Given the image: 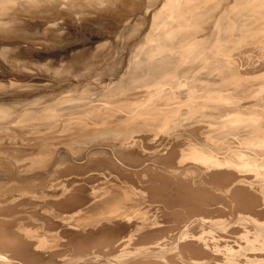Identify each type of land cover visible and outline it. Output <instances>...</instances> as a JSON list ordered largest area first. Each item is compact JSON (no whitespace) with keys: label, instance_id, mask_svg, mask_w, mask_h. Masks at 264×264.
<instances>
[{"label":"bare ground","instance_id":"obj_1","mask_svg":"<svg viewBox=\"0 0 264 264\" xmlns=\"http://www.w3.org/2000/svg\"><path fill=\"white\" fill-rule=\"evenodd\" d=\"M75 1L80 2L79 0ZM87 1L85 5H87ZM96 1L93 2L100 3V1ZM101 1L106 2L105 0ZM117 1L115 0L116 3H114L115 10L119 6L116 4L123 5V2L125 4L127 0H123V2L119 0L120 3ZM159 1L165 2L164 6L162 4L159 6L158 1L154 0L153 2L159 6L157 11L154 9L155 3L151 2L150 4H153L151 8L154 9L153 14L148 12L150 9L148 7L144 12L149 17V21V13L152 16L149 28L146 26L148 28L145 30V32L147 31L146 35L143 33L144 31L142 32V27L141 30L139 29L143 33L142 41H144L142 43L141 40L139 41L141 45L136 42L134 46H138L134 49L129 46L130 50L133 49L132 53H129L131 54L130 63L125 59L126 56L124 58L127 65L129 63V66L132 67H142L149 72L151 78L147 77L144 80L145 86L141 84V88L121 94L118 96L120 99L115 102H109V99L103 98L102 94L106 93L104 91L109 85L112 87L111 84L115 78L121 77L124 73L125 70L121 72L122 66L120 65L121 71L117 69L119 72H116L114 69L117 75L113 76V72V75L107 76L108 78L103 77L102 83L92 87L90 95L86 98L82 92H77L78 90L73 91V94L71 91H67L64 92V95L63 92L60 94L63 97L59 95L60 100L48 98L40 104L33 103L30 106L27 103L26 106L29 107L24 108L26 99L18 96L22 101L24 99L23 103L25 104L22 105L21 100L20 103L15 104L14 100L10 101L9 94L7 98L10 102H13L15 106H23L14 109V107L11 108L13 105L10 104L12 103L5 101L7 92L5 93L6 99L0 97V102H2L0 104V264H264V177L261 176V170L264 171V65H261L259 60L253 61L255 63L258 61L260 64L258 66L256 63L257 68L254 67L256 64L251 65V60H254L251 59L253 56L251 54V57L248 55L250 58L247 60L251 59L249 65L255 69H247L244 66L245 69L242 70L235 58L237 56H234L233 53L217 55L214 64L211 63L213 60L209 58V54H204L202 61L199 62L197 56H192L194 49L191 47L193 43H199L203 48H208L223 39L228 43H237V48L244 44L245 47L250 44L252 47L253 44L256 47L257 44L259 50L254 48V51H264V0ZM107 2L109 1L107 0ZM129 2L131 3V0ZM66 3V0H0V31L13 34V31L20 27L18 25L20 22L22 24L28 21L32 22L35 15L39 17L37 14L40 13L39 9L50 4H63L66 6L60 7L65 9L69 7ZM137 3H135L136 6H138ZM148 3L146 6L150 5ZM111 4L113 5V2ZM127 4H125L126 7H128ZM135 4L134 6L133 3L132 6L130 5L134 10ZM83 5L79 7L81 8ZM112 5L107 8L111 10ZM122 5L121 9L124 6ZM142 5L145 4H141V7H145ZM84 6L81 9L87 8ZM102 6L104 7V4ZM130 6L128 10H131ZM79 7H76L75 10ZM126 7L124 8L126 9ZM92 8L89 7L91 10ZM59 9L62 11V8ZM121 9L119 11L124 14ZM110 10L108 9V11ZM128 10L126 9L125 12ZM108 11L105 10L106 13ZM86 12L90 14L89 10ZM102 12H98V15L100 13L102 15ZM54 13L56 14V12ZM59 13L57 14L60 15L64 12ZM65 13L69 14V12ZM88 13L85 14L88 16ZM93 13L91 12L94 18ZM113 13L109 12L111 15ZM144 13L142 14L144 15ZM76 14L75 19L78 16L79 19L80 17L83 19V16ZM50 15L54 14L50 13ZM46 16L49 17L47 14ZM65 16L62 15V17ZM68 17L70 16L68 15ZM119 17L118 24L121 19L123 21V18ZM62 19L64 20V18ZM62 19L58 21L61 22ZM69 19L68 21H72V18ZM127 19L124 21L127 22ZM102 21H104V17ZM113 21L115 20L113 19ZM74 22L73 19L72 23ZM93 22L97 21L93 20ZM106 22L108 21L105 20ZM56 23L54 22V24ZM28 24L30 23L28 22ZM54 24L52 22L53 28H57L58 26L54 27ZM65 25L67 26V23ZM115 25L117 26V24ZM47 26L45 25L46 30H48ZM143 26L145 27V25ZM40 29L42 27H39L38 31ZM66 29L65 31H67ZM36 30L35 32H38ZM60 30L63 34V30L61 28ZM17 32L20 33L19 29ZM22 32L21 34H23ZM31 32L27 33V36ZM40 32L44 34L40 35L41 38L45 39L48 32L45 31L46 34L44 30ZM16 34L14 35L16 36ZM56 34L59 32L54 33L53 38ZM139 34L141 35V33ZM139 34L135 33L134 37ZM140 35L136 37L140 38ZM51 36L49 35L50 38ZM60 36H58L59 39ZM16 37L18 38V36ZM56 37L54 39L58 40ZM106 39L109 42V38ZM6 42L9 43V41ZM98 42L96 43L98 44ZM101 44L99 42L101 49H103V45L106 47V44ZM129 45L132 46V43ZM0 46L5 48L1 44ZM248 46L245 48L247 50L243 47L244 51H248ZM8 47L9 45L6 48L8 49ZM83 47L79 49H84L86 46ZM95 47L92 48L95 50ZM11 48L13 47L10 46ZM111 48H114V45ZM125 48L128 49V47ZM85 49L84 51H86ZM115 49H117L116 46ZM94 50L82 55L85 57H80L78 62L74 59L75 63H78L75 65L77 69H81V71H77L79 74L74 77L82 76L83 79L86 72L88 73L93 67L91 73L97 64L99 68L100 64L105 65L108 61L106 66H101V71L109 64L113 66V62L117 61L115 56L117 50L113 51L115 58L109 55L111 57V59L108 58L109 60L116 59L113 62L107 59L108 55L104 56L105 59L102 61L103 56L100 54L103 52L106 54L108 48L107 51L105 50L106 52L104 49L102 52L99 51L101 53H97L98 51L95 53ZM258 51L257 53H259ZM13 52L15 50H12L10 55ZM73 52L75 54V51ZM255 52L254 55H257ZM16 53L18 55V51ZM119 53L121 52L119 51ZM152 53L155 54L152 55ZM262 53L260 52V56H257L261 57V62H264ZM3 54L5 58L8 55L7 53ZM241 56L243 55H240L239 58H242ZM2 57L1 59H3ZM15 57L16 55L13 58L15 59ZM120 57L118 59L123 61ZM10 58L11 56L7 59ZM66 58H68L69 63L67 62V64L70 66V58L68 56ZM60 59L58 58L59 61ZM242 60L240 59V61ZM14 61L12 60V63ZM59 61L60 66H65L66 61L63 64L62 59V62ZM121 61L119 63L122 64ZM9 62L11 63V61ZM90 62L97 64L89 68V71L82 70V68L88 69L85 66ZM13 64L18 68L19 62ZM243 65H246V62ZM225 66L233 67L234 70H227ZM250 66L247 67L250 68ZM21 67L18 68L20 72L24 70L23 67L21 70ZM212 67H216V70L212 71ZM12 69L11 72L18 70L14 68L15 70L12 71ZM71 69L75 72L76 68ZM218 69L221 73L217 71ZM168 71L178 74V79L184 81L185 85L177 84L175 88L174 85L164 86L166 82L162 83L164 79L161 73ZM81 72L85 74L83 75ZM70 76L72 75L70 74ZM199 77L204 80L205 86L202 89L193 87ZM14 79L13 81L16 82L17 80ZM218 79L228 80L231 86L222 85L224 82L221 84L220 80L217 82ZM3 80L5 79L2 78L4 83ZM72 80L74 81V79ZM78 80L77 82H79ZM15 82L11 84H16ZM58 82L59 80L54 82V85H58L62 81ZM80 82H82L81 79ZM231 82H234L235 85ZM136 83H140V81ZM161 83V93L155 92ZM14 84L13 87H15ZM23 84H21L22 87L20 85V88L25 90ZM39 84L42 85L43 82ZM3 85H0L2 86L1 90H5ZM24 85H27L26 90L28 91L32 89L28 87L29 85L34 88V84L31 83ZM187 85H191V87L187 88ZM105 86L108 87L104 88ZM10 90L12 92V89ZM14 90H17L16 87ZM69 92L71 95H67ZM15 96L17 95L13 97ZM182 103H191L196 108L202 106L207 113L211 112L212 114L209 118H192L186 122L188 125L180 130L167 128L160 131L159 128L169 123L167 119L173 114L171 109L177 108ZM60 109L64 110L61 115L58 113ZM51 121L56 122L51 125ZM37 122L49 124L36 128ZM101 140L103 141L101 142ZM136 159H143V161L150 159L151 162L148 160L150 164L146 162L142 165L143 163L138 161L137 165L140 163L143 167L140 168L139 165L140 169L137 170V167L134 168L137 162H133ZM130 161L135 164L132 166L134 169L129 168L131 166H126L128 163L131 164ZM69 166L78 167L80 170L74 171L75 169L72 170ZM67 167L69 168L67 169ZM70 169L74 171L72 173H77V176H71L74 175L72 173L69 174L70 176H66L70 173ZM252 169L259 171L257 173L256 170L255 173ZM42 170L59 171L65 175V178L50 188L47 177L42 176L40 180L38 179V173ZM90 170H101L100 172L106 177L99 176L102 178L99 181L94 176L99 175L100 172L89 174ZM85 172L88 173L87 176H83L82 173L85 175ZM78 173L82 175L78 176ZM135 177L138 179L136 184L133 182ZM94 179L98 181L95 183ZM39 199L46 200L47 203L43 202L42 207L44 204L47 207L40 218L37 219L39 217L37 216L33 218L37 221L32 222L33 219L26 218L29 214L23 213L26 212L24 206L19 208V205L26 203L32 208L31 205L38 204ZM154 200L159 202L158 205L157 202L153 205ZM148 201H153L152 206L151 202L147 203ZM230 202L236 203L238 206L239 212L237 207H234L238 212L234 216L227 215V210L228 212L230 210L228 208H231ZM223 204H228L229 207L227 208V205L224 207ZM38 206L36 205L35 208ZM154 206L158 211L150 212ZM32 209L35 211L34 208ZM201 210L208 211L202 212ZM215 210H218L217 214L212 213ZM236 210L233 212L236 213ZM34 211H32V215L35 213ZM231 213L229 214L231 215ZM31 214L28 217L31 218ZM154 214V217L151 216ZM19 215L21 217L27 215L25 218L28 220H22ZM161 219L170 220L173 224L168 221L169 224L160 223ZM37 223L55 235L54 242H47L44 237L34 235L31 229ZM131 243L132 246L129 245ZM65 245L71 246L72 251L69 252L68 249L69 253H66L68 247L65 248ZM106 246L108 250L105 248ZM103 248L107 250L104 255L110 253L109 256L107 255L108 257L102 256L103 253H100L102 250L104 251Z\"/></svg>","mask_w":264,"mask_h":264},{"label":"rangeland","instance_id":"obj_2","mask_svg":"<svg viewBox=\"0 0 264 264\" xmlns=\"http://www.w3.org/2000/svg\"><path fill=\"white\" fill-rule=\"evenodd\" d=\"M69 1H71V0H66V4H67V6H69V7H66L65 9L63 8V7H60V6H66V5H61V4H50V5H47V7H44V8H41L42 10L44 9V11H42L41 9H39L40 10V13H37V14H39V17H38V15L36 16H34V18L31 20L32 22H30V21H28L30 24H28V22H24L23 24H22V22H20L18 25H20V27H17L18 29H19V34H18V29L17 30H14L13 31V34H12V32H5L6 33V35H5V33L4 32H2V31H0L1 33H0V36H1V40H0V44L1 45H3L2 47H5V48H1V46H0V48H1V50L2 49H4L3 50V53H7L8 55V57L6 56V58H5V56H3L4 54L3 53H1L2 51L0 50V55H2L1 57L3 58V59H1V57H0V63L2 64H0V72H4V73H6L8 76H5L6 74H4V73H1L0 74V81H1V84L0 85H3V89H5V90H1V88H2V86H0V94H2V95H0V97H2V98H5V93H6V98L7 97H9V94H10V101H13L15 104L17 103L18 104V102L20 103L21 101H22V99L21 98H24V99H26L27 101L25 102V103H23L24 102V99H23V101H22V105L23 104H25V105H23V106H25L24 108H26V107H29V106H26L27 105V103L31 106V105H33V103L35 104H40L41 102H43V101H45L46 99H53V100H60L61 99V97H63V95L67 92V91H71V94H73L72 92L74 91L75 92V90L77 91V92H82V94H84L85 95V98L88 96V95H90V92H91V90L93 89L92 87H94V86H98L99 85V83H102L101 81H102V79H103V77H107L108 75H111L113 72V76H115V75H117V73L116 72H119V70H120V65L122 66V68H121V72H123V70H125L124 71V73L122 74V76L121 77H116L115 78V80L113 81V83L111 84L112 85V87H110V85H109V87L108 86H105L104 88H107L104 92H106L105 94H102L103 95V98H106V99H109V102H115L116 100H118V99H120L118 96H120L121 94H123V93H127V92H129V91H131V90H137V89H139V88H141V84H143V86H145V82H144V80L148 77V78H151L149 75V72L148 71H146V70H144V68H142V67H140V68H137V67H132V66H129V63H130V58H131V54H129L130 52L132 53V51L131 50H133L134 49V47H136V46H138V45H141V43L144 41H142V38H143V33L145 34L146 32H145V30H148V28H149V24H150V21H151V19H152V16L150 15V13H149V16H150V21H149V17L146 15V13H144V12H146L147 11V7H148V12H151V14H153V11H154V9H156L155 11H157V7H159L160 6V4H162V6H164V4H165V2L163 3L162 1H159V0H157L158 2V4H159V6H158V4L156 3V2H153L154 0H148V1H146V0H139V2H138V0H131V3L129 4L128 3V1H130V0H127L126 2L128 3H126L125 2V4H127L128 5V7H126V5L124 4V2H123V0H120L121 2H123V5L120 3V1L118 0L117 1V3H120V4H116L118 7H120V8H118L117 6V9L115 10V4L114 3H116L115 2V0L114 1H112L113 2V5L111 4L112 2L110 1V0H108L109 2H107V0H105L106 2V6H105V3H104V1H101V0H97L96 2H98V1H100V3L99 4H104V7L102 6V4L101 5H99L98 3H94L93 1H95V0H88L87 2V5H85V3H86V0L84 1V0H79L80 2H78L77 3V1H75L76 3H77V6H76V3L74 2V0L72 1V2H69ZM83 1H84V5L82 4L83 3ZM89 1H91V2H89ZM132 1H134V2H132ZM156 1V0H155ZM203 1H206V0H203ZM138 2V3H137ZM149 2V3H148ZM151 2H153V4H154V6H156V7H154V9L153 8H151V7H153V4H150ZM68 3H70V4H68ZM75 3V4H74ZM92 3V4H91ZM108 3H109V5H108ZM132 3H133V6H134V4L135 3H137V5L139 6V9H137L138 8V6H136V4H135V10H134V8L133 7H131L132 6ZM148 3V5L150 4V5H152V6H146V4ZM65 4V3H64ZM79 4H81V5H83L84 6V8L87 6V8H85V9H81V8H83V6L80 8L79 6H81V5H79ZM97 4H98V6H97ZM112 5V7H111V10L114 8V10H110V8H107V7H110L111 5ZM141 4H145V5H142V6H145V7H141ZM55 6V8H54V6ZM74 5V6H73ZM92 5H95V6H92ZM121 5L123 6V8L121 9ZM131 5V6H130ZM59 6V8H62V11L64 12L63 14H60V13H62V11L59 9V8H56V7H58ZM72 6V7H71ZM101 6V7H100ZM129 6H130V9L131 10H128L129 9ZM74 7V8H73ZM76 7H79V8H77V10L79 9H81L82 10V13L83 12H85V13H88V12H86V11H88L89 10V12H90V10L91 9H89V7H94V8H92V10H91V12L94 14V18H93V16H92V14H91V12H90V14H91V17L89 16L90 14L88 13V16L85 14V13H81V10L80 11H77V10H75L76 9ZM100 7V8H99ZM124 7H126V9L128 10V11H126L125 12V8ZM47 8V9H46ZM49 8V9H48ZM51 8H53V9H51ZM68 8H73L72 10L71 9H69L68 10ZM98 8V9H97ZM141 8V9H140ZM144 8V9H143ZM58 10V11H55V10ZM65 11H64V10ZM98 11V12H102V9H104L103 10V14L101 15V13L98 15V12L96 11V10ZM107 9V11H108V9L110 10V11H108V13H106L105 12V10ZM119 9H121V11L123 10V12H124V14L122 13V12H120L119 11ZM136 9H137V12H135L136 11ZM38 10V11H39ZM46 10H48V11H50V12H48V11H46ZM52 10V11H51ZM59 10L61 11L60 13H59ZM68 10V11H67ZM84 10H86V11H84ZM95 10V11H94ZM119 11V12H115V11ZM144 10V11H143ZM146 10V11H145ZM132 11V12H131ZM134 11V12H133ZM142 11V12H141ZM45 13V15H44V13ZM49 14H48V13ZM54 12H56V14L54 13ZM65 12H69V14L68 13H65ZM96 12V13H95ZM109 12L110 13H113L112 15L111 14H109ZM129 12H131V13H129ZM50 13H53L54 15L53 16H51L50 15ZM57 13H59L60 15H58ZM70 13H71V15H73V17H71V15H70ZM76 13H78L79 15H81V16H83V19H86L87 21H83V19H82V17H80V19L82 20H80L79 19V16L76 18L77 19V22H80L81 21V23H78L77 24V22H76V19H75V17L77 16V14ZM117 13H119V14H121V15H117ZM136 15H135V14ZM142 13H144V15H146V16H144ZM42 14V15H41ZM46 14L47 15H49V17H47L46 16ZM65 14H66V16H65ZM72 18V21L70 20L71 18L70 17H68V15ZM105 14V15H104ZM42 17H41V16ZM46 16V17H44V16ZM57 15H58V19H57ZM62 15L63 16H65V17H62ZM85 15V16H84ZM98 15V16H97ZM108 15V16H107ZM127 15H129V16H127ZM56 16V17H55ZM75 16V17H74ZM101 16V18H99ZM110 16V17H109ZM111 16H112V18L115 20V21H113V19L111 18ZM114 16V17H113ZM115 16H116V18H115ZM119 16H121V18H123V21H122V19L119 21V24H118V20L120 19V17ZM126 16V17H125ZM39 19H38V18ZM51 17V18H50ZM55 17V18H54ZM59 17H61V18H59ZM88 19H87V18ZM103 17H104V21H102L103 20ZM107 17V18H106ZM129 17H131L130 19H129ZM144 17H145V20H143L144 19ZM36 18V19H35ZM43 20H42V19ZM45 18L47 19L46 21H45ZM51 20H50V19ZM62 18H64V20L62 19ZM70 18V19H69ZM99 18V19H98ZM110 19V22H109V19ZM129 19L130 21L128 22V19H127V22H125L124 20L125 19ZM147 18V19H146ZM53 19H54V21H53ZM60 19H62L61 20V22L60 21H58V20H60ZM67 19V20H66ZM68 19L70 20V21H68ZM73 19H74V23H72L73 22ZM90 19V20H89ZM92 19V20H91ZM117 19V20H116ZM35 20V21H34ZM43 22H42V21ZM55 20H57V21H55ZM93 20L95 21H97V22H93ZM105 20H107L108 22H106L105 23ZM38 21V22H37ZM41 21V22H40ZM45 21V22H44ZM50 22L51 23V25H52V22H53V24H54V22L56 23V24H54V27H57V28H53V25L51 26V25H49V24H46V23H48V22ZM91 21V22H90ZM98 21H100L99 23H98ZM113 23H112V22ZM104 22V23H103ZM117 22V23H116ZM146 22V23H145ZM26 23H27V25H26ZM33 23V24H32ZM67 23V26H68V29H66L67 28V26L65 25ZM76 23V24H75ZM121 23V24H120ZM125 23V24H124ZM145 23V24H144ZM35 24H36V26L38 25L40 28L42 27V29H40V31H43L44 30V32L46 31V32H48L49 33V35L51 36L52 35V33H53V31H54V29H56L55 31H54V33H58L59 32V34H56L55 36H54V38L56 37L58 40H55L54 38H53V35H54V33H53V35L51 36V38L49 37V35H48V33H47V36L45 37V39L44 38H41V36L40 35H44V34H41V32L40 31H38L39 30V27H36L35 26ZM64 25V27H63V25ZM113 24V25H112ZM115 24H117V26L115 25ZM122 24H124V25H122ZM17 25V26H18ZM32 25V26H31ZM35 27H34V26ZM42 25V26H41ZM45 25L48 27V30H46V27H45ZM55 25H57V26H55ZM60 25H61V27H60ZM111 27H110V26ZM115 25V26H114ZM119 25V26H118ZM143 25H145V27L143 26ZM22 26V27H21ZM24 26V27H23ZM27 26V27H26ZM31 26V27H30ZM53 28H51V27ZM80 26V27H79ZM146 26H148V28H146ZM26 27V28H25ZM29 27V28H28ZM35 28V29H33V28ZM45 27V28H44ZM50 27V28H49ZM115 27V28H114ZM117 27V28H116ZM139 27V28H138ZM143 29H142V28ZM194 27H195V25H194ZM20 28H21V30H20ZM31 28V29H30ZM44 28V29H43ZM60 28L63 30V34L65 35H63L62 33H61V30H60ZM63 28H65L67 31H65V29H63ZM109 28H110V30H109ZM112 28V29H111ZM114 28V29H113ZM142 29V32L140 31L141 29ZM146 28V29H145ZM26 29V30H25ZM27 29H28V31L30 30V32H31V30H34V31H32L33 32V34H32V32H31V36L29 37V36H27V33H30V32H28L27 31ZM37 29V30H36ZM136 29H138L137 31H139L138 33L136 32ZM140 29V30H139ZM24 30V31H23ZM35 30L36 31H38V32H35ZM57 30H59V31H57ZM23 31V32H22ZM50 31V32H49ZM51 31H52V33H51ZM65 31V32H64ZM21 32L25 35H23V34H21ZM35 32V33H34ZM46 32H45V34H46ZM136 34H139V33H141V37L140 38H137V37H139V35H135V37H136V39H134L135 37H134V34L135 33ZM7 33H9L8 35L9 36H7ZM18 35H17V34ZM26 33V34H25ZM43 33V32H42ZM107 33V34H106ZM109 33V34H108ZM5 36H4V35ZM14 34H16V36H18V38L14 35ZM37 34H38V36H37ZM104 34V35H103ZM111 34V35H110ZM13 35V36H12ZM19 35H20V37H19ZM23 35V36H22ZM59 35H61L60 36V39L58 38V36ZM106 35V36H105ZM146 35V34H145ZM33 36V37H32ZM35 36V37H34ZM96 36V38H94ZM100 36V37H99ZM109 36H112V37H109ZM134 38H133V37ZM5 39H4V38ZM9 37V38H8ZM14 37H16V38H14ZM43 37V36H42ZM63 37V38H62ZM109 38L108 39V41L109 42H107V39L106 38ZM133 39H132V38ZM145 37V36H144ZM30 38V39H29ZM102 38H104V39H102ZM2 39H3V41H2ZM49 39V40H48ZM92 39V40H91ZM102 39V40H101ZM106 39V41H104L103 42V40H105ZM139 39V40H138ZM145 39V38H144ZM17 40V41H16ZM91 40V41H90ZM101 40V41H100ZM112 40V41H111ZM129 40H131V41H129ZM135 40V41H134ZM141 40V41H140ZM6 41H9V43L8 42H6ZM12 41V42H11ZM61 41V42H60ZM88 41H89V43H88ZM95 41V42H94ZM100 42V45H102L101 43H103V44H106L105 46L106 47H104V45H103V49H104V51L106 50L107 51V48H108V51L106 52V54H104V52L102 53V54H100L101 56H103V60L102 61H104V56L105 57H107L106 55H108V57H107V59L108 58H110L111 59V57L112 58H115L114 57V55L116 56V59H117V61L116 62H118V64H115L116 62H113L114 60H116V59H112V60H109V61H112L113 62V66H111L110 64L109 65H107V67H105V68H103L104 66H106V64H107V62H106V64L103 62V64H105V65H99L100 67L98 68V64L96 63V62H90L87 66H85V67H87L88 69H86V68H82L81 66H78V67H81L82 68V70L84 69V71L86 70H88L89 71V68H91L93 65L95 66L96 64V66H95V73H94V70L90 73V71L93 69V67L91 68V70L87 73L86 72V74L83 72H81L84 76H83V79L81 78L82 76H76V77H74L75 75H78L79 74V72H77V71H81V69H77V67L75 66L76 64H78V63H75V60H77L76 62H78V60H80V57H85V56H82V55H86L87 54V52H89V51H91V52H93V48L96 46V42ZM141 43H140V42ZM4 44H3V43ZM16 42V43H15ZM77 42V43H76ZM93 42V43H92ZM99 42H98V44H97V46L95 47V50H94V52L96 53L97 51V53H101L102 51H103V49H101V46L99 45ZM128 42H130L129 44H131L132 43V46L131 45H127V43ZM134 42V43H133ZM136 42H139V43H136ZM82 43V44H81ZM84 43V44H83ZM93 45H95V46H93ZM138 44V45H135L134 46V44ZM11 44V45H10ZM107 44H108V46H107ZM250 44V43H249ZM253 44V43H252ZM256 44V43H255ZM6 45V46H5ZM9 45V47H8V49L6 48L7 46ZM15 45V46H14ZM77 45V46H76ZM91 45V46H90ZM113 46L114 45V48H111V46ZM127 45V46H126ZM245 45V44H244ZM244 45H242V47L240 46V48L238 47L237 48V46H238V44L236 43V44H234V43H228V42H226V41H224L223 39H220L216 44H214L213 46H210V47H208V48H203V46L201 45V44H199V43H193V46L191 45V47H192V49H194V51H193V53H192V56L194 57V56H197L198 57V61L199 62H201L202 61V56H204V54H209V58L211 59V60H213L211 63H213L214 62V60L216 59L215 57L218 55V56H222L223 54H226V53H233V55L234 56H237V57H235L236 58V60H237V62H239V67H241V69L242 70H244L245 69V67L247 68V69H255V68H257V64H258V66L261 64V65H264L263 63L264 62H261L262 61V59H261V57L259 58L257 55H259L260 56V52L262 53V52H264V51H262L261 50V48H260V52L258 51L259 49H258V47L259 46H257V44H256V47H254V44H253V47H252V45L250 46H248V45H246V47L244 46ZM10 46L11 47H13V48H11L13 51L15 50V52H13L12 53V55H10L11 54V52H12V50L10 49ZM20 46V47H19ZM69 48H68V47ZM73 46V47H72ZM82 46H88L85 50L86 51H84V49H79L80 47L82 48ZM98 46H100V47H98ZM115 46H116V48L117 49H115ZM131 48H133V49H131L130 50V47ZM247 46L249 47L248 48V51L250 52H248V51H244V49L245 48H247ZM15 47V48H14ZM19 48V49H16V48ZM75 47V48H74ZM93 47V48H92ZM110 47V48H109ZM125 47H128V49L127 48H125ZM243 47H244V49H243ZM80 50L79 52H77L78 50ZM90 48V49H89ZM92 48V49H91ZM101 50H100V49ZM106 48V49H105ZM258 49L257 51L259 52V53H257V51L255 52L254 50L255 49ZM7 49V50H6ZM10 49V50H9ZM21 49V50H20ZM109 49H111V50H109ZM241 49V51H239ZM251 49H253V50H251ZM10 52H9V51ZM18 51V55H17V51ZM64 50H66V51H64ZM115 50H117V51H115ZM121 52V53H119V51ZM125 50V51H124ZM130 50V51H129ZM245 50H247V49H245ZM263 50H264V48H263ZM6 51V52H5ZM8 51V52H7ZM69 51H71V52H69ZM73 51H75V54H74V52ZM85 53H84V52ZM99 51H101V52H99ZM110 51H111V53H112V55H111V53H110ZM113 51H115V54H114V52ZM123 51V52H122ZM129 51V52H128ZM244 51V52H243ZM255 52V54H257V55H254V52ZM83 52V53H82ZM124 52H126V53H124ZM154 52H157V51H154ZM245 54H243V53ZM246 52V53H245ZM252 52V53H251ZM15 53V54H14ZM79 53V54H78ZM108 53V54H107ZM118 53V54H117ZM128 53V54H127ZM237 53V54H236ZM240 53V54H239ZM16 55V57H15V59L13 58L14 57V55ZM68 54V55H67ZM72 54V55H71ZM78 54V55H77ZM120 54H121V57H120ZM124 56H123V55ZM155 53H152V55H154ZM236 54V55H235ZM251 54L254 56H252L251 57ZM262 54H264V53H262ZM73 58H71L70 56ZM75 55V56H74ZM79 55H81V56H79ZM111 57H110V56ZM117 55H119L118 57H117ZM130 55V57H128ZM240 55H243V56H241L242 58H243V60H247V58H250L251 57V59H254V60H251V59H248L247 61H243L242 60V58H239L240 57ZM248 55H250V57L248 56ZM11 56V58L8 60L7 58H9ZM68 56L70 59V66L67 64V62L69 63V61H68V58H66V57ZM125 56H126V58H125ZM245 56H246V58H245ZM255 56H257L258 57V59H257V57H255ZM60 57H61V59H62V61H61V59H60ZM75 57H77V58H79V59H77V58H75ZM122 58V60L123 61H121V59L119 60L118 58ZM4 58H5V60H4ZM55 58H56V60H58V58L60 59V61L59 62H62V64L64 63V61H66L65 63H64V65L66 66V64H67V66H66V68H65V66H60L61 64L60 63H58V61H56L55 60ZM127 61H129V63H128V65L126 64L127 62H126V60ZM128 58V59H127ZM212 58H214V59H212ZM238 58H239V60H238ZM262 58H263V61H264V57H263V55H262ZM14 61V60H16V61H14L13 63H15V64H18V62H19V64H18V68H19V66H22L23 67V69L24 70H22V67H21V72H20V70L18 69V68H16L15 66H14V64L12 63V60ZM75 59V60H74ZM240 59L244 62H242V61H240ZM260 59H261V61H260ZM72 60H73V62H72ZM252 61V63H251V61ZM255 60H259V63H258V61H256V63L255 62H253V61H255ZM3 61H5V62H3ZM9 61H11V63L9 62ZM119 61H121V62H123L122 64L121 63H119ZM217 61H219V60H217ZM249 61V62H248ZM54 62V63H53ZM57 62V63H56ZM72 62V63H71ZM241 62V63H240ZM245 62H246V65L247 66H250L249 64L251 63V65L253 64V66L255 67V68H253V66L251 67L250 66V68L249 67H247L246 65H243V64H245ZM5 63V64H4ZM74 63V66H72V64ZM215 63V62H214ZM213 63V64H214ZM243 63V64H242ZM4 64V65H3ZM11 64V65H10ZM12 64H13V66H12ZM21 64V65H20ZM123 64H125L126 65V67H125V65L123 66ZM10 65V66H9ZM119 65V66H118ZM216 65V64H215ZM241 65V66H240ZM13 67V69L15 68V69H18V70H13L12 69V67ZM90 66V67H89ZM101 66H103L102 68V70L100 71V69H101ZM118 66V67H117ZM245 66V67H244ZM3 67H4V69H3ZM7 67V68H6ZM69 67H71V68H73L74 67V69H75V72H74V70L72 71V69L70 70V69H68ZM113 67V68H112ZM244 67V68H243ZM96 68H98V69H96ZM216 67H212L211 68V70L213 71V69L214 70H216L215 69ZM225 68L227 69V70H230V71H233L234 70V68L233 67H228V66H225ZM8 70V71H5V70ZM12 69V71H14V72H11L10 70ZM116 70V72H115V70ZM117 69H119L118 71H117ZM26 70V71H25ZM97 70H99V71H97ZM113 70V71H112ZM11 73H10V72ZM18 71V72H17ZM69 71H71V72H69ZM217 71H219V69L217 70ZM216 71V72H217ZM9 72V73H8ZM23 72V73H22ZM77 72V73H76ZM96 72H97V74H96ZM110 72V73H109ZM120 72V73H121ZM215 72V71H214ZM220 72V71H219ZM12 73H14V74H12ZM21 73V74H20ZM74 73H76V74H74ZM90 73V74H89ZM221 73V72H220ZM15 77V79L17 80L16 82L15 81H13V79H14V77L12 76V75ZM17 74V75H16ZM70 74L72 75V76H70ZM87 74H89L88 76H87ZM1 75H2V77H1ZM81 75V74H80ZM3 76H5V77H3ZM10 76H12V77H10ZM18 76V77H17ZM67 76H69V77H67ZM161 76H163V79L164 80H162V83L164 82H166V84H164V86H166V87H170V86H172V85H174L173 87L175 88L176 86H177V84H179V85H185L184 84V81H180L179 79H178V74H176L174 71H168V72H164V73H161ZM73 77V78H72ZM84 77H85V79H84ZM109 77V76H108ZM107 77V78H108ZM2 78H4L5 80L7 79V81H5V80H3L4 81V83L2 82ZM8 78H10V79H8ZM11 78H13L12 80H11ZM62 78V79H61ZM75 78H76V80H75ZM80 78L81 80H82V82H80V79L78 80V79ZM14 79V80H15ZM18 79H20L19 81L21 82H19L18 81ZM72 79H74V81L71 80ZM11 82H10V81ZM55 80V81H54ZM59 80V82L58 83H60L61 81V83L60 84H58V85H54V82H57V81ZM77 80L79 81V82H77ZM84 80V81H83ZM150 80V79H149ZM220 79H218L217 80V82H220L221 84H222V82H224V84H222V85H225V86H231V84H229L230 82H228V80H225L224 81V79H222V80H220ZM54 81V82H53ZM76 81V82H75ZM137 81H140V83H136ZM6 82H8L7 84H10L9 86H10V88L8 89V85L6 84ZM12 82H15L16 84H14L15 85V87H16V89L18 90H14L15 89V87H13V84H11ZM20 84H19V83ZM41 82H43V84L41 85V84H39V83H41ZM44 82H45V84H44ZM52 82V83H51ZM3 83V84H2ZM22 83H24V84H34L33 86H34V88L33 87H31L30 85L28 86V87H30V88H32L33 89V91H30V90H32V89H29V91H30V94L28 95V93H29V91L28 90H26V88H27V85H24L23 84V86H25V87H23V88H25V90L24 89H22V88H20V85L22 84ZM162 83L156 88V90L157 91H155V92H157V93H161V89H160V86H162ZM226 83H228L227 85H226ZM232 84L234 83V82H231ZM5 84H6V88H5ZM19 84V85H18ZM48 84V85H47ZM55 84H57V83H55ZM61 84H62V86H61ZM19 86V88H18V86ZM40 85L42 86L41 88H40ZM60 85V86H59ZM234 85H235V83H234ZM142 86V87H143ZM204 86H205V84H204V80L201 78V77H199L196 81H195V83H194V85H193V87L194 88H204ZM12 87V88H11ZM21 87H22V85H21ZM36 87V88H35ZM38 87V88H37ZM191 87V85H187V88H190ZM9 90V92H8V90ZM10 89H12V92H11V90ZM19 89H20V91H19ZM163 89V88H162ZM7 90V91H6ZM14 90V91H13ZM21 90H23L22 91V93H21ZM19 92V93H18ZM32 92V93H31ZM62 92H63V95H60V94H62ZM65 92V93H64ZM18 93V94H17ZM12 94V95H11ZM24 94V95H23ZM70 94V92L69 93H67V95H71ZM75 94V93H74ZM77 94V93H76ZM14 95H17V96H15V97H13ZM26 95V96H25ZM61 97H60V96ZM21 97L20 99H19V97ZM52 96V97H51ZM13 97V98H12ZM26 97V98H25ZM28 97V98H27ZM51 97V98H50ZM133 97V96H132ZM5 98V99H6ZM15 98H17V99H15ZM21 100V101H20ZM123 100V99H122ZM1 101V100H0ZM7 103L8 102H10L9 101V99L7 98L6 100H5ZM15 101H17V102H15ZM69 101H71V99H69ZM94 101V100H93ZM13 102H10V103H12V104H10L12 107L11 108H13L14 107V109H17V108H21V107H23L22 105H20V106H15L14 105V103ZM32 102V103H31ZM2 102H0V104H1ZM127 105H129L128 103H126ZM17 107V108H16ZM136 110H138V109H136ZM172 110V112H173V114H171L169 117H168V124L167 125H165L164 127H162V128H159L160 129V131H163V130H165V129H167V128H170L171 130H180V129H182L184 126H187L188 125V123H186V122H188L190 119H197V118H200V117H203V118H209L210 116H211V112L210 113H207L206 112V110L205 109H203V107L201 106L200 108H196V107H194L191 103H182V104H180V105H178L177 106V108H173V109H171ZM65 111H67V110H65ZM62 112H64V110H62L61 111V109L59 110V115H61V113ZM55 122L56 121H51V125H53V124H55ZM53 123V124H52ZM49 123H47V122H42V123H40V122H37L36 123V128H39V127H45V126H47ZM163 129V130H162ZM127 130V128L125 129V131ZM97 141V140H96ZM103 140H101V142H102ZM105 141V140H104ZM107 141V140H106ZM97 144H98V142H97ZM57 155V154H56ZM77 155V154H76ZM150 159H147V161L145 160V161H143V159H141V160H133V162H137V163H135L136 164V166H134L135 164H132L133 162L132 161H130V165H129V163L128 164H126V166L128 167V166H131V167H129V168H131V169H136V167H137V170L138 169H140L141 167H143L142 165H144L146 162L147 163H149L150 164ZM128 161V160H127ZM138 161L142 164V165H140V163H139V165H137L138 164ZM129 162V161H128ZM132 166H134V168H132ZM140 168H139V167ZM72 170H74V171H79L80 170V168L78 169V167H72V166H69ZM69 167H67V169L69 168ZM70 169V170H71ZM70 171V173H68V175H66V176H70L69 174H71L72 172H74V171ZM95 170V169H94ZM92 171V170H90L91 171V173L90 172H88L89 174H94V173H96V174H98L100 171L99 170H96V171ZM257 169H252V171H256ZM263 170H264V168H263ZM47 172V170H42V172H39L38 173V179L40 180L41 179V177L43 176V177H47V179H48V181H49V184H50V188H53L55 185H57V184H55V183H58L62 178H65V175H62L59 171H56V172H53L52 170L51 171H49L48 170V172H50V173H46ZM67 171V170H66ZM69 171V170H68ZM258 171L259 170H257L256 172L258 173ZM255 172V173H256ZM45 173V174H44ZM56 173V174H55ZM88 173H86L85 172V175H84V173H82L83 174V176H87L88 175ZM263 175H262V174ZM261 173L259 172V174H261V176L262 177H264V171H262L261 170ZM44 174V175H43ZM47 174H50V175H47ZM72 174H74V173H72ZM77 173H75L74 175H71V176H75ZM82 174H80V173H78V176H81ZM87 174V175H86ZM102 174V172H100L99 173V175H95L94 177H96V178H98V180L99 181H101V177L103 176V178H105L106 176L105 175H101ZM112 174V173H111ZM113 174H115V173H113ZM112 174V175H113ZM58 176V177H57ZM77 176V175H76ZM99 176H101V177H99ZM94 177H92V178H94ZM53 180V181H52ZM55 180V181H54ZM96 179H94V181H95ZM98 180H96L95 181V183L98 181ZM133 180H135V181H133L135 184L136 183H138L137 181H138V179L135 177V178H133ZM93 181V182H94ZM48 183V182H47ZM53 186V187H52ZM38 200V199H37ZM40 200V204L38 203V204H36L37 206L38 205H41V206H38V208L36 209L35 208V206L34 205H31V206H33L32 208H34L35 209V211L30 207V206H28L26 203V207H25V204L23 205V204H20L19 205V208H21V206L24 208V211H26V212H23V213H25V214H31L32 213V211H34L36 214H38V215H36L35 213L32 215L31 214V218L30 217H28L27 215H23L22 217H24V218H22L21 217V215H19V217H21V219L22 220H30V219H33V218H36L37 216H39V217H37V219L38 218H40V216L44 213L43 211L45 210V207H47V205L46 204H44V206L42 207V205H43V202L44 203H47L46 202V200L44 201V200H41V199H39ZM42 202V203H41ZM149 202H151L150 204H151V206H152V202L153 201H148L147 203L149 204ZM156 202H157V205H158V201H155L154 200V202H153V205H155L156 204ZM229 202V201H228ZM155 203V204H154ZM231 203V202H230ZM219 204V203H218ZM232 204V203H231ZM231 204H229L230 205V207L231 208H228L229 207V205L228 204H226L227 205V208L228 209H230L229 210V212H228V210H227V215H229V216H234V215H236L238 212H239V210H238V206H236L237 204L236 203H233L232 204V206H231ZM235 204V205H234ZM156 205V206H157ZM224 205V207H226V205L225 204H223ZM30 207V209H28ZM155 207V206H154ZM153 207V208H154ZM233 207V208H232ZM234 207H237L236 209L238 210V212H237V210L236 209H234ZM26 208V209H25ZM153 208H151L150 209V212L151 211H153V210H157V208L155 209H153ZM227 208H225V209H227ZM28 210V211H27ZM36 210H37V212H36ZM40 210V211H39ZM233 210H236V213H235V211L233 212ZM158 211V210H157ZM202 211V210H201ZM206 211V210H205ZM205 211H202V212H205ZM208 211V210H207ZM206 211V212H207ZM218 210H215V212H213L212 211V213L214 214V213H216ZM30 212V213H29ZM43 212V213H42ZM226 212V211H225ZM230 212H232L231 213V215L229 214ZM41 213V214H40ZM65 213V212H64ZM220 213V212H219ZM234 213V214H233ZM217 214V213H216ZM225 215V214H224ZM27 216V217H26ZM151 216H155V214L154 215H151ZM28 218V219H26V218ZM161 218V217H160ZM163 218V217H162ZM20 219V220H21ZM37 219H33L32 220V222L35 220V221H37ZM169 223H172L173 224V222H170V220H166V221H164V220H162L161 219V222L160 223H163V222H165L166 224H169ZM172 221V220H171ZM40 223H37V224H35V225H33L32 226V232L34 233V235H39V237H44L46 240H47V242H54V238H56L55 237V235H53V234H51V232H49V231H47L45 228H43V226H40L39 225ZM130 246H132V243L131 244H129ZM134 245V244H133ZM137 245V244H136ZM135 246V245H134ZM66 247H68V245L66 246L65 245V248ZM106 249H107V246L105 247ZM70 250L69 252H71L72 250V248H71V246H69L68 248H66V253H69L67 250ZM104 249V248H103ZM106 249H104V251L102 250L100 253H103L102 254V256H106V257H108L109 255H110V253H108L107 255H104L105 253H107V252H105V251H107Z\"/></svg>","mask_w":264,"mask_h":264}]
</instances>
